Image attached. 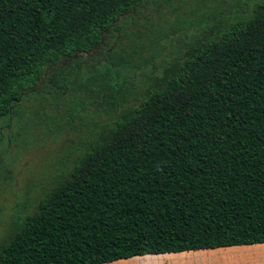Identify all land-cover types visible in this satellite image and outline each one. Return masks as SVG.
<instances>
[{
  "label": "trees",
  "instance_id": "1",
  "mask_svg": "<svg viewBox=\"0 0 264 264\" xmlns=\"http://www.w3.org/2000/svg\"><path fill=\"white\" fill-rule=\"evenodd\" d=\"M142 2L0 0V131L48 69L100 49ZM224 28L163 65L125 109L115 100L142 63H104L98 88L113 95L107 109L118 116L15 226L0 264L264 244V0Z\"/></svg>",
  "mask_w": 264,
  "mask_h": 264
},
{
  "label": "rangeland",
  "instance_id": "2",
  "mask_svg": "<svg viewBox=\"0 0 264 264\" xmlns=\"http://www.w3.org/2000/svg\"><path fill=\"white\" fill-rule=\"evenodd\" d=\"M259 1L143 0L136 12L119 21L121 31L100 49L48 69L35 94L0 131L5 140L0 145V248L22 218L36 209L57 176L67 172L85 145L118 116L107 109L113 95L98 88L108 59L123 55L126 63H142L128 76L133 85L122 86L115 100L121 101V109L135 106L163 65L204 34L221 32L235 17L247 18ZM148 58L156 68L143 63ZM58 80L66 90L58 88ZM233 248L237 249L216 253V264H264V245Z\"/></svg>",
  "mask_w": 264,
  "mask_h": 264
},
{
  "label": "crops",
  "instance_id": "3",
  "mask_svg": "<svg viewBox=\"0 0 264 264\" xmlns=\"http://www.w3.org/2000/svg\"><path fill=\"white\" fill-rule=\"evenodd\" d=\"M232 249L237 248L226 247L212 250H196L180 253L144 255L128 259H121L107 264H216V253L219 251H227Z\"/></svg>",
  "mask_w": 264,
  "mask_h": 264
}]
</instances>
